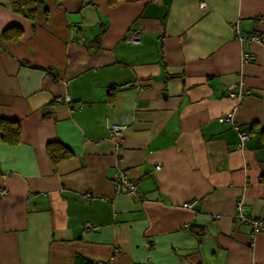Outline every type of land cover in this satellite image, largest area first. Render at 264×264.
Listing matches in <instances>:
<instances>
[{
    "label": "crops",
    "instance_id": "0c3cea01",
    "mask_svg": "<svg viewBox=\"0 0 264 264\" xmlns=\"http://www.w3.org/2000/svg\"><path fill=\"white\" fill-rule=\"evenodd\" d=\"M17 5L0 0V119L20 125L0 132V264H264V44L233 29L263 34L264 0ZM56 143L73 156L53 166Z\"/></svg>",
    "mask_w": 264,
    "mask_h": 264
},
{
    "label": "built area",
    "instance_id": "2783aa9c",
    "mask_svg": "<svg viewBox=\"0 0 264 264\" xmlns=\"http://www.w3.org/2000/svg\"><path fill=\"white\" fill-rule=\"evenodd\" d=\"M233 29H234V35H235L236 39L241 43L256 41V42H259L261 44H264V33L263 34H257V33L256 34L255 33L243 34L241 32L240 24L238 22L233 24ZM135 36H136V32H133L132 34H129L127 37L131 42L136 43L138 37L136 38ZM252 60H254V56H252L249 53H245L242 57V61L244 63L250 62ZM230 93H232L234 96H236V93L234 91H231ZM242 94L243 93L241 91L239 96ZM67 99H68V97H67ZM228 120H229V118L222 119V121H228ZM117 129H119V128H117ZM114 133H115L114 129L109 130L110 135H113ZM245 140H247V135L243 133L242 144H243V141H245ZM156 170H159V166L156 167ZM113 178H114V182H113L114 183V189H115V192L117 195L126 194V195L132 196L134 198H137V189H136L137 186H136L135 182L128 177V173L124 169H122L120 166H117L115 168ZM2 194H3V192H2ZM239 209L241 211V217L244 218V216L242 214V208L239 207ZM250 223L252 225L254 233H258L261 229L260 223L257 221L250 222Z\"/></svg>",
    "mask_w": 264,
    "mask_h": 264
},
{
    "label": "trees",
    "instance_id": "16d2710c",
    "mask_svg": "<svg viewBox=\"0 0 264 264\" xmlns=\"http://www.w3.org/2000/svg\"><path fill=\"white\" fill-rule=\"evenodd\" d=\"M16 1H17V4L21 5V6H18V5L17 6L22 11H24L25 9H27L28 11H32L33 3L35 2V0H15V2ZM31 4H32V6L30 7ZM32 15H34V14L32 13ZM3 34H4L5 38H7V39L10 38L9 35H6L5 33H3ZM10 34L13 37H17V36L19 37L21 35V32H20L19 28L15 27L14 32L11 31ZM111 89L112 88H110L109 90H111ZM66 103H69V101ZM0 129H1L0 132H1L2 139L7 141L8 144L18 143V141L20 139V125L18 124V122H14V121L12 122V121H8V120H1L0 119ZM47 156H48V159L50 160L51 164L53 166H57V165L61 164L62 162L66 161L68 159H71L73 155L62 144L56 143V144L50 145L48 147ZM113 177H114V174H113ZM128 177H130V176L128 175ZM112 182H114V178L112 179ZM113 186H114V183H113ZM136 189H137V195H138V187ZM89 264H96V263L90 262Z\"/></svg>",
    "mask_w": 264,
    "mask_h": 264
},
{
    "label": "bare ground",
    "instance_id": "6f19581e",
    "mask_svg": "<svg viewBox=\"0 0 264 264\" xmlns=\"http://www.w3.org/2000/svg\"><path fill=\"white\" fill-rule=\"evenodd\" d=\"M200 5H201V4H200ZM202 6L204 7V5H202ZM254 60H255V57H254ZM254 60H252V61H254ZM240 87H241V86H237V88H238L239 90L241 89ZM233 91H234V90H233ZM122 129H124V126H122L120 130H122ZM120 130H119V129H114V132L117 133V132H119ZM257 222H259L260 225H261V229H260V231H259V232H261L262 230H264V222H263V221H260V219H258Z\"/></svg>",
    "mask_w": 264,
    "mask_h": 264
},
{
    "label": "rangeland",
    "instance_id": "374dc122",
    "mask_svg": "<svg viewBox=\"0 0 264 264\" xmlns=\"http://www.w3.org/2000/svg\"><path fill=\"white\" fill-rule=\"evenodd\" d=\"M241 29V28H240ZM242 32V31H241ZM243 33V32H242ZM244 34V33H243ZM233 91V90H232ZM235 92V91H234ZM237 95V94H236Z\"/></svg>",
    "mask_w": 264,
    "mask_h": 264
}]
</instances>
